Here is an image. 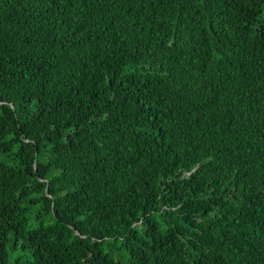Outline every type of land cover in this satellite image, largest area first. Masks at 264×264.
Listing matches in <instances>:
<instances>
[{
	"label": "trees",
	"instance_id": "1",
	"mask_svg": "<svg viewBox=\"0 0 264 264\" xmlns=\"http://www.w3.org/2000/svg\"><path fill=\"white\" fill-rule=\"evenodd\" d=\"M0 264H264V0H0Z\"/></svg>",
	"mask_w": 264,
	"mask_h": 264
}]
</instances>
